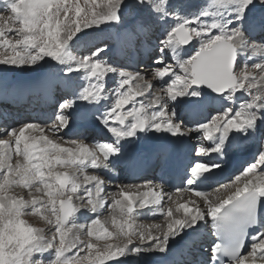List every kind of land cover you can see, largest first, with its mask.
<instances>
[{
	"label": "snow or ice",
	"instance_id": "1",
	"mask_svg": "<svg viewBox=\"0 0 264 264\" xmlns=\"http://www.w3.org/2000/svg\"><path fill=\"white\" fill-rule=\"evenodd\" d=\"M188 9L184 0H3L0 65L50 70L55 62L56 72L64 73L70 98L59 103L49 131L55 135L69 128L65 110L83 102L77 115L99 121L114 141L91 147L83 140L61 143L34 123L0 129L9 137L0 139V264H122L118 258L142 253L165 257L172 244L194 252L192 237L209 223L215 237L209 252L188 264H264V146L230 184L214 190L225 193L214 199L199 186L222 163L190 166L188 187L177 191L193 192L203 207L195 201L188 202L192 207L179 204L175 213L182 210V215L165 209L163 186L151 181L117 185L119 191L108 203L102 196L106 180L87 171L114 167L140 133L177 138L202 133L210 146L201 145L199 154L214 153L220 160L258 133L264 138V13H255L264 10V0H206L198 11ZM125 16L130 17L127 24ZM118 25L133 34L159 31L153 76L160 88L148 104L137 101L153 88L144 75L100 58L105 48L98 45L96 33ZM81 73L83 85L77 82ZM108 74L115 77L112 88L106 85ZM109 93L112 102L102 106ZM244 93L247 97L237 107L238 95ZM16 188L26 189L28 198L18 196ZM149 205L165 215L163 229L136 225V210ZM105 207L114 231L98 215L76 223L81 210L99 214ZM30 215L48 227L33 225L26 219ZM85 230L88 241L79 235ZM91 238L104 240L103 247Z\"/></svg>",
	"mask_w": 264,
	"mask_h": 264
},
{
	"label": "bare ground",
	"instance_id": "2",
	"mask_svg": "<svg viewBox=\"0 0 264 264\" xmlns=\"http://www.w3.org/2000/svg\"><path fill=\"white\" fill-rule=\"evenodd\" d=\"M2 4H3V0H0V6ZM197 4H199V2H196V3L194 2L192 4L190 3V6L191 7L193 5L198 6ZM0 12H2V11H0ZM258 13L260 14V12H258ZM130 34H133V33L128 31V30L126 31L123 29V31H120L119 37L121 40H123L127 43L126 40L131 39ZM100 39L107 40L105 37L100 38ZM100 43L102 44L101 41H98V45L102 46L103 44L101 45ZM128 47L129 48L131 47L133 49L134 45H132V43L130 46L128 44H125V47H123V51H124L125 55H126V53H128L127 52ZM0 51H2V49H0ZM120 57L121 56L118 54L115 55L116 61L114 63V66H117V65L124 66L120 61ZM243 58H244V54L241 55L242 60H243ZM126 59H128V57ZM130 59L131 60H128V61H130L132 66L138 65V64H134L135 60L137 59V56L134 53V51H132V55L130 56ZM145 64H147V65L143 68V71L144 70H147V72L151 71L152 74H150V75L153 76L152 68H149L150 61L146 60L144 65ZM56 68H59V66L52 68V72L55 73V75L57 73L55 70ZM129 68H130V70L132 69L131 66ZM18 72L20 73V71H18ZM16 73H17V71L15 70V73L13 75H11V74H8L4 68L0 69V79L4 80V82L0 83V121H1L0 122V129L9 128L14 123H16V126L14 127V128H16L20 124H22L23 121L26 122L25 120H23V118H26L25 116L27 115V113L34 112V110L27 111V110L23 109V111H22V115L24 114L23 118L21 117L17 121H15V119L12 115L13 109H10L9 112L11 114H8V110H9V107L11 106L13 99H17L18 97L21 98V96L18 94L19 88L22 89L24 87L26 89V92H27L26 95L27 96H26V98L24 96V98L22 100H25L26 103H28L27 105L29 107H31L30 102H28L29 96L33 95L31 102H34V101H39L40 98L43 99V97L48 94L47 85L43 82L44 79L46 80L45 77H47V75L45 73L43 74V72H39V73H36V75H34V74H30L28 72H25V74H30V75L25 76V78H22L21 80H16V78H17L15 76ZM59 73H63V72H59ZM55 75L53 74L51 76L52 82H56V78H55L56 76ZM53 76L55 79L53 78ZM108 76L113 77L114 75L108 74ZM144 76H147V75L145 74ZM82 80H83L82 78L77 77V82L80 83L81 85H83ZM11 81H13V82H11ZM148 81L153 84V88L150 90L151 92H153L155 90V87H156L155 84L156 83L158 85L157 91H159L160 84H159L158 79L154 78V76H153V78H151V80L149 79ZM107 82H108V80H106L107 88H112L114 86V82H115L114 79L111 82H108V83ZM133 83H135V82H133ZM47 84H48V81H47ZM60 88L61 87L60 86L58 87V84H57V86H55L54 93H55L57 98H56L55 104L47 106L49 108V111L52 109L53 110L57 109L55 111V113H56L58 111L57 106L59 107V103L63 102V100L65 98H70L68 95V92H65V90L60 91ZM38 91H41V93H38ZM145 96L137 97L138 103L143 102L144 104H148L151 101V99H149V101H145L146 100ZM110 101L112 102V99ZM108 102L109 101H104L102 103V106L105 104H108ZM102 106H101V110H103ZM126 107H130V105L126 106ZM80 110L81 109L78 110V113L80 112ZM16 113L19 114L20 111H17ZM44 114H45L44 116L48 115V110H45ZM180 115L183 117L185 114L183 112H181ZM27 118H29V117H27ZM52 118L53 119H51V121H48V119H46V121L43 122V124L40 123L39 125H41V127L45 128V131L47 132L46 135H48L50 138L55 140L57 137H60L59 142H61V143H63L64 141L83 140L84 143L88 142V143H91L92 146H94V144H96L97 141H100V139L97 138L96 135L107 136L106 137L107 139H104L105 142H108V141L111 142L112 141V139L110 140V137L111 138H113V137L111 136L110 133L107 132L106 129H103V131H101L103 126L99 124V121L96 120V121L91 122V120L90 121L84 120V119H81L79 116H76L75 114L72 117L70 116V121H71L70 127L67 129L61 130L60 132H58L54 135L51 131H49V128L52 126V124H50V123L54 120V115ZM93 126H96V127H93ZM83 128L85 129L84 131H81L80 134H76V131H79L80 129H83ZM94 128H96V129L93 130ZM262 130H264V128H262ZM26 134H28V133H26ZM32 134L33 135H39L38 132L32 133ZM195 134L196 133H191L189 137L185 136L186 138H188L187 140H185L184 137H182V139H181L182 140L181 146H182L183 150L185 152H189L187 154V160H188V162H187L188 165L186 167L187 169L190 168V166H194V164L197 162L211 163L215 159L214 153L210 154V156H203V155L199 154L200 146L203 145L205 147H208V146H210V142H208V143L201 142L200 145H195V142L193 141ZM5 136H7V135L0 133L1 139H2V137H5ZM167 136H170V134L154 133V132L140 133L138 135V137L135 138L132 141V143H130L127 146L128 147V153H127L126 158L127 157H128V159L137 158V160H143L142 162H144V164L147 163L149 165L150 162L155 161L158 158V156L160 157L161 156L160 154L163 153V152L156 151L158 149L159 143L154 141V140H156V138L167 137ZM146 138H148V139H146ZM176 138L177 137H175V139ZM7 139H9V137ZM263 139L264 138H261L260 136H258V138L254 139L255 140L254 143L251 144L248 141H246L245 142L246 146L241 148V150L231 152V153H233L232 155H237V157L239 159L238 161H240V165H239V168L237 171H235L233 174H230L229 178L224 179L222 181L206 182L205 184L200 185L199 189L210 194L209 198H211V199H214L217 196H223L225 194L223 189H220V191H218V192L214 191V190L220 188V185H222V184H230L232 182V180L234 179V177L241 170H243V168H245L244 165H246V164L248 165L249 163L254 162L255 158H258L259 150L261 149L262 146H264V145H261ZM62 140H64V141H62ZM144 140L149 141V142L142 143V141H144ZM65 146H70V145L65 144ZM89 146L91 147V145H89ZM248 146L250 148V149L247 148V149H249V151H247V149H246V147H248ZM138 153H140V154L138 155ZM239 153H241V154H239ZM228 156L230 157L231 154H229ZM208 157H210V159H207ZM154 167H155V169L158 168V166H154ZM125 168H126V165L123 164L121 167H119L118 170L113 169L111 167L110 169H96V170L89 168L87 171L90 174H97V175L101 176V178L106 180V184H108V181H111V179H113L114 182L117 181V183L114 186V189L117 188V185H145L149 181H151L153 185H154L155 181H157L158 185L162 184L158 175L154 174L155 170L152 171L151 174L145 175L143 182L141 183L140 181H134L131 179L130 176H127L123 172V170H125ZM136 171L137 170H134L133 173H137ZM119 172H122V173H119ZM159 173L161 175L163 174L162 172H159ZM106 184H105V186H106ZM181 185H182L181 183L178 184L176 188H179ZM163 187H166V188H163V193H164V197L162 200L163 205L167 201H171L173 198L177 197L176 203L178 205L183 204V203H188L191 201H195L196 204H199L201 207H203V199L201 197L194 195L193 192L184 190V191H180L178 193V195L176 196V193H174L173 188L165 186V185H163ZM108 189H110V188H108ZM108 189L105 188V191L103 192V196L106 197V201L108 203H111L112 197L107 198L109 195ZM143 190L144 189H141V191H143ZM23 191H27V190L23 189ZM169 196H171V200L168 199ZM188 206L192 207V204L188 203ZM164 207H165V209H167L166 206H164ZM172 209H173L175 215H182V210H181V213H175V208H172ZM105 210H106V212L103 213L104 215L100 216L99 219L105 225V227H107L109 229V231H114V229L112 227V216L110 214V209L105 207V209H103V212ZM77 215H78V219L76 221L77 223H80L81 220H83V218H79V215H89L87 217H90V214L86 213L84 210H81V212L78 213ZM134 215H135L136 225H138V226L139 225L148 226L149 225L148 222L153 221L155 223L151 224V225H160L161 229H163L167 223L165 215L161 214L159 212L158 208H156L155 206H152V205H149V207H147V208L138 209V211H136V213ZM91 218H95V216L91 217ZM142 222H144V224H142ZM209 230H211L210 223H209V226H204L202 224L201 228L198 230V233L192 237V239L195 241V245H194L195 251L194 252L189 247H185L183 245L177 246L176 244H172L168 255L165 257H162L158 253H142L140 256H133L132 258H131V256H129V258H130L129 260H131V262H129V260L127 262H125L126 260H124V259H121V260H123L122 262L124 264H161L160 263L161 259H168L169 256L172 254V255H175V258H173L171 261L168 260L167 263H169V264H188V262L190 260L196 259L197 256H199L201 258L202 253L206 252V249L208 246V245H206L207 239H206L205 234L202 235V233H205ZM152 231L154 234H157L156 229H152ZM94 240H95L96 244H97V242L104 241V240L97 241L95 238H94ZM109 242H114V241H109ZM136 242L138 243V241H136ZM246 243H247L248 247H246L243 250L245 255L247 254V251L249 250V247H250V243H251L250 237ZM203 245H206V246L204 247ZM196 250H198V252H196Z\"/></svg>",
	"mask_w": 264,
	"mask_h": 264
},
{
	"label": "rangeland",
	"instance_id": "3",
	"mask_svg": "<svg viewBox=\"0 0 264 264\" xmlns=\"http://www.w3.org/2000/svg\"><path fill=\"white\" fill-rule=\"evenodd\" d=\"M196 3V2H199V4H197L198 6H190V3L192 4V3ZM184 3L185 4H187L188 6H189V11H198L200 8H201V6L202 5H204L205 3H206V0H184ZM196 8V9H195ZM0 11H2L3 12V4L0 6ZM258 12H260V14L258 13ZM255 13H256V15L257 16H259V15H261L262 13H264V10H261V9H256L255 10ZM5 15H8V13H4ZM145 17L147 18V9H145ZM130 20V17L129 16H125V18H124V21H125V24H127L128 23V21ZM123 29L124 30H126L125 29V27H124V25H118V26H114V27H112V28H110V29H107L105 32H97L96 33V35H98L100 38H106L107 40H104V39H100V40H98V41H101L102 42V46H100V47H103V48H105V52L101 55V59L102 60H105V61H107V62H109V63H112L113 65H114V63H115V61H116V58H114V56L116 55V54H118V55H120L121 57H120V61H121V63L124 65V66H130V61H128V60H131L130 59V56H131V54H132V48L130 47H128V50H127V52L128 53H126V55H125V53H124V51H123V47H125V44H128L129 46L131 45V43H132V45H137L138 44V46L141 44V42L139 41V40H142V38H143V40H144V46H145V48H146V51H148L149 52V54H150V57H149V59H148V61H150V65H149V68H152V71H153V69H154V67H155V65H154V63H153V59H154V57L157 55V53L154 51V49H155V47H156V45H157V43H158V40H157V37L159 36V31L157 30V29H153V30H151V31H149V32H147V33H136V34H130V35H132L131 36V39H129V40H126L127 41V43L125 42V41H123V40H121L120 39V37H119V33H120V31H123ZM87 31H91V30H87ZM127 31V30H126ZM139 37H141V38H139ZM137 41V42H136ZM127 46V45H126ZM137 47V46H136ZM134 49V48H133ZM137 50H138V48H137ZM137 50H136V52H137ZM152 51V52H151ZM154 51V52H153ZM74 54L75 55H80V54H82V53H80V52H78V51H75L74 50ZM248 55H251V53L249 52L248 53ZM128 57V59H126ZM46 60H49L50 58H45ZM258 60V58L257 57H253V61H255V62H259V60ZM253 61H250L249 63H251V62H253ZM43 63V62H42ZM51 63V65H54L55 67H57V66H59V65H57L55 62H50ZM147 64H141V63H138V65H136L135 67L133 66L132 67V69L134 68L135 69V71H138V72H140L142 75H147V76H145V79L148 81L149 79L151 80V78H153V76H151L150 74H152L151 73V71H149V72H147V70H144L143 71V68L146 66ZM1 68H4L5 69V71L8 73V74H11V75H13L14 73H15V70L17 71V73H16V77H18V78H20V79H22V78H25V76H29L30 74H34V75H36V73H39V72H44V73H46V74H48V76H52L54 73L52 72V68L50 69V70H40V69H35V66H33V67H28V66H25V67H14V66H11V65H0V69ZM14 69V70H13ZM35 69V70H34ZM45 69H49V65L48 64H45ZM18 71H20V73L18 72ZM25 72H28V73H30V74H25ZM55 75V74H54ZM56 78L58 79V81L60 82V83H67L65 80H64V73H56ZM82 76H83V73H81L80 75H79V78H82ZM54 77V76H53ZM114 79V81H115V77L113 76V77H110V76H107L106 77V80H108V82H111L112 80ZM2 82H4V80H2V79H0V83H2ZM107 82V83H108ZM84 83H86V81H83L82 80V84H84ZM160 84V83H159ZM156 85V87H155V90L153 91V92H151L150 91V93L151 94H148V93H146L145 95L147 96H145V101H149V99H153L158 93H159V91H157L158 90V85H157V83L155 84ZM247 97V94L246 93H244V94H241V95H238V99H237V103H236V106L238 107V105H239V103L240 102H242L245 98ZM112 99V97H111V94L109 93V99L107 100V101H109L108 102V104L109 103H111V100ZM82 103L83 102H77V106L74 108V109H72V110H65V112L66 113H73L74 112V110H76L77 108H78V106L81 108V105H82ZM103 103V102H102ZM92 121H96L95 119H93V120H91V122ZM178 123L179 122H181L180 120H178L177 121ZM27 123H34V124H38V123H36V122H34V121H32V122H27ZM54 123H56V121H55V118H54V120L50 123V124H54ZM23 124L24 123H22V124H20L18 127H16L17 129L19 128V127H21V126H23ZM41 126V125H40ZM190 126H194V125H190ZM45 134H47V132L45 131ZM7 136H5V137H2V139H6L7 140V138H6ZM198 137H199V139H198ZM257 137H258V135H257ZM1 139V138H0ZM146 139H148V138H146ZM202 139V133H196L195 135H194V142H195V144L196 145H198V143H200L201 144V142H205L203 139ZM156 140H157V142H161V143H163V145H168V146H171L173 143H174V141H175V137H171V136H167V137H160V138H156ZM62 141H64V140H62ZM109 142V141H108ZM143 142H145V140L144 141H142V143ZM207 142V141H206ZM209 142V141H208ZM248 142L249 143H251V141H250V139L248 140ZM86 144H88V145H91L92 146V144L91 143H86ZM95 145V144H94ZM261 145H264V139L262 140V144ZM195 151V150H194ZM247 166V164L246 165H244V167H246ZM242 171V170H241ZM240 171V172H241ZM240 172L238 173V174H240ZM237 174V175H238ZM154 181V180H153ZM141 183L143 182V180L142 181H140ZM154 185H156L155 183H154ZM114 186H115V183H114V181H108V184H106V186H105V188L106 189H108V188H110V189H108V197L107 198H111V197H113V194H115V193H117L118 191H119V189L118 188H115L114 189ZM179 189H184L183 188V186L182 187H180ZM15 193L18 195V196H23L25 199H27L28 198V194H27V191H23V189H21V188H16L15 190ZM110 191V192H109ZM180 191H177V189L175 188L174 189V193H176V196L178 195V193H179ZM112 195V196H111ZM102 196H103V193H102ZM105 199H106V197H104ZM177 197L176 198H173L171 201H167L165 204H164V206H166L167 208L168 207H171V208H176L177 206H178V204L176 203L177 201ZM76 203H79V201H76ZM136 211H138V209L136 210ZM86 212V211H85ZM106 212V210L103 212V210L99 213V214H92V213H89L90 214V217L89 218H91V217H96V215H98L99 217L100 216H102V215H104L103 213H105ZM84 213V212H83ZM86 213H88V212H86ZM85 216H89V215H79V218H83V220H81V222L80 223H78V224H84V223H87L88 221H86L85 220ZM26 219L30 222V223H32L33 225H36V226H40V227H45V228H47L48 226L40 219V217L39 216H33V215H30V216H28V217H26ZM77 223V222H76ZM155 222H148V224L149 225H151V224H154ZM142 224H144V222H142ZM148 225V226H149ZM79 235H80V238H81V240H83V241H88L90 238L87 236V234H86V230L85 231H82V232H80L79 233ZM92 239V241H93V243H95V240H94V238H91ZM105 242L104 241H100V242H97V244H98V246H100L101 248L103 247V244H104ZM75 251V250H74ZM84 253H81V255H83ZM133 256H131V258H132ZM118 259H124V260H126L125 262H127L130 258L128 257V258H118ZM121 261H123V260H121ZM129 262H131V260H129ZM109 264H116V262L115 261H112V262H109ZM122 264H124L123 262H122Z\"/></svg>",
	"mask_w": 264,
	"mask_h": 264
}]
</instances>
